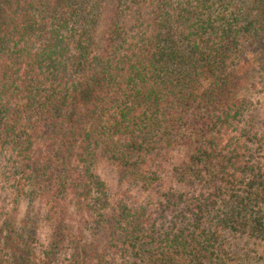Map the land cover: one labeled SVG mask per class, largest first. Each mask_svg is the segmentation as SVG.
Returning <instances> with one entry per match:
<instances>
[{
	"label": "trees",
	"instance_id": "trees-1",
	"mask_svg": "<svg viewBox=\"0 0 264 264\" xmlns=\"http://www.w3.org/2000/svg\"><path fill=\"white\" fill-rule=\"evenodd\" d=\"M263 62L264 0H0V264H264Z\"/></svg>",
	"mask_w": 264,
	"mask_h": 264
},
{
	"label": "rangeland",
	"instance_id": "rangeland-1",
	"mask_svg": "<svg viewBox=\"0 0 264 264\" xmlns=\"http://www.w3.org/2000/svg\"><path fill=\"white\" fill-rule=\"evenodd\" d=\"M259 69L260 68H258V70ZM254 79L258 86L254 90L248 92V97H251L252 99V106L246 112V118L251 122L250 126H253L257 133H261L264 131V69H261V71H259ZM97 173L105 183L107 188V195L112 201L121 196L124 198V201L127 203V205L133 207H137L140 205H149V203L153 204V201H155L152 196L142 192L137 187H128L126 185H122L119 182V179L116 176L115 172L105 163H101L98 165ZM123 193H125V196L121 195ZM18 205H20L21 217H33V215L37 211L41 212L42 220H40L41 222L39 223V225L42 228L39 231V237L41 240L44 237L47 238V231L49 229L50 223L45 224V222L43 221L45 212L47 210V207L44 206L47 204L43 201V198L41 200H36L30 206H28L29 204H27V202L25 201H22V203ZM39 205H42V207L40 208ZM67 208L69 210L68 215L70 218V223L72 224V228L78 230V238L92 245V236H90L89 234V236L85 235V230L81 227V220L79 215L75 211L74 206L72 207L71 205H68ZM99 239H101L100 236Z\"/></svg>",
	"mask_w": 264,
	"mask_h": 264
}]
</instances>
